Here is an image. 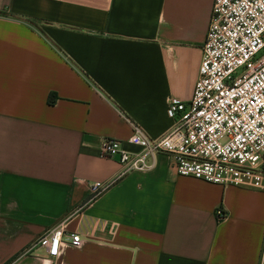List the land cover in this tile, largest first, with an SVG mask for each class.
<instances>
[{
	"label": "crops",
	"instance_id": "1",
	"mask_svg": "<svg viewBox=\"0 0 264 264\" xmlns=\"http://www.w3.org/2000/svg\"><path fill=\"white\" fill-rule=\"evenodd\" d=\"M212 4L0 0V264H258L264 188L178 175L158 152L90 197L120 170L104 138L137 153L132 123L158 137L168 100L191 97ZM63 220L81 244L46 258L32 244Z\"/></svg>",
	"mask_w": 264,
	"mask_h": 264
},
{
	"label": "built area",
	"instance_id": "2",
	"mask_svg": "<svg viewBox=\"0 0 264 264\" xmlns=\"http://www.w3.org/2000/svg\"><path fill=\"white\" fill-rule=\"evenodd\" d=\"M172 126L158 137L132 123L131 153L104 138L100 155L116 158L120 170L110 181L89 184L93 199L117 179L153 166L154 155L168 154L176 174L205 182L264 188V0H213L201 46L198 77L189 100H168ZM149 157V159H148ZM218 218L224 213L219 209ZM65 220L32 244L57 258L64 243L81 244L78 234L64 241ZM258 264H264L262 246Z\"/></svg>",
	"mask_w": 264,
	"mask_h": 264
},
{
	"label": "trees",
	"instance_id": "3",
	"mask_svg": "<svg viewBox=\"0 0 264 264\" xmlns=\"http://www.w3.org/2000/svg\"><path fill=\"white\" fill-rule=\"evenodd\" d=\"M55 98H56L55 94L53 93L49 94L48 99H47L48 104H53L55 101Z\"/></svg>",
	"mask_w": 264,
	"mask_h": 264
}]
</instances>
